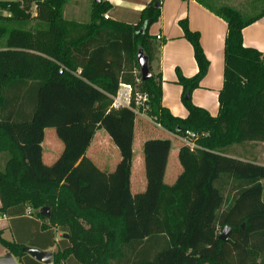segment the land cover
Listing matches in <instances>:
<instances>
[{"label": "trees", "instance_id": "trees-1", "mask_svg": "<svg viewBox=\"0 0 264 264\" xmlns=\"http://www.w3.org/2000/svg\"><path fill=\"white\" fill-rule=\"evenodd\" d=\"M66 1L0 0V151L9 153L0 170V212L22 214L29 206L45 219L40 211L49 207L48 221L66 234L52 264H264V165L221 153L235 143L264 142V53L242 42L243 28L264 16V8L251 15L232 4L196 0L227 25L223 86L217 116L192 103L209 62L199 33L180 21L198 66L192 77L177 70L188 112L180 118L162 105L161 77L151 66L158 45L148 28L163 0H150L135 24L105 19L111 6L104 0L92 3L88 22L67 20ZM32 5L41 24H10L24 23ZM138 48L151 72L140 81L146 113L171 133L200 136L199 148H179L182 172L171 185L163 180L170 140L146 139V188L132 194L135 111L110 105L120 82L134 86L139 77ZM47 127L64 145L50 165L42 161ZM98 129L119 151L112 171L86 156ZM223 177L237 186L233 194L217 184ZM225 226L231 232L221 241ZM0 243L23 264H44L18 242L0 237Z\"/></svg>", "mask_w": 264, "mask_h": 264}, {"label": "crops", "instance_id": "crops-1", "mask_svg": "<svg viewBox=\"0 0 264 264\" xmlns=\"http://www.w3.org/2000/svg\"><path fill=\"white\" fill-rule=\"evenodd\" d=\"M68 1H71L70 4H72L71 7L73 9L69 6ZM78 1L79 0L66 1L63 8V17L78 23H86L88 20L68 16V10L76 12L78 7L76 3ZM81 1L88 6L95 2V0ZM104 1L108 2L111 6L110 10L107 12L109 18L135 24L139 19L140 11L150 0ZM30 14L31 16L36 15L35 5H32ZM88 17L90 19V13ZM182 20L187 21L188 27L191 30L199 33L202 50L209 62L206 74L200 80L198 87L191 93V101L194 105L205 109L211 116L215 117L219 110V91L223 86V71L225 65L224 43L227 25L221 17L217 16L214 12L198 3L196 0H163L160 7V16L148 28L149 35L154 38L155 43L158 45L151 66L153 71L159 73L161 77V103L173 116L185 118L188 114L187 109L182 103V87L177 82V70H179L184 77H192L197 73L198 66L193 56L192 45L184 37L180 24ZM157 35H160L161 38L157 39ZM242 42L245 47H252L264 53V16L243 28ZM134 72H136L135 69ZM122 83L124 82H120L119 84ZM135 116L130 190L134 183L137 191H131L132 194L143 192L146 188L144 155L142 150L143 143L146 139L168 138L171 142L163 178L164 182L168 185L174 183L178 175L182 172V166L178 160V151L184 144L181 136L171 133L161 127L142 109L135 111ZM150 123H153L154 127L150 125ZM51 129H53V132H50L52 135L55 134L56 137H54V139L51 134L50 136L56 140V144L59 146L58 150L55 152L50 148L49 144L45 143V133L47 130ZM99 130L100 129L96 130L94 133L86 150V156L100 169L112 171L115 166L111 169L107 168L105 155V151L111 146L112 140L106 132L98 134L97 132ZM51 142H53V140ZM105 146H107L106 149ZM41 147L42 161L44 164L50 165L60 155L64 145L57 137L55 129L47 127L44 129ZM196 148H199L197 144L195 148L190 150L193 151ZM221 153L222 155L232 158L264 165V142L261 141L235 143L227 146ZM8 159L9 153L5 150L0 151V170L5 168ZM134 167H136L135 179L133 178ZM260 182L263 195L264 179L260 180ZM232 183L233 181L227 177H223L221 180L217 181V184L224 188L225 193L231 190V194L237 190V186H232ZM64 235L66 234H64L62 230H59L56 225H52L47 217L45 219L38 217L35 210L29 206L26 207L25 212L22 214L10 215L5 212H0V237L9 242H18L22 247H36L42 250H51L54 253L59 249L58 242L60 239L66 237H64ZM8 251L9 250L0 243V255ZM17 264H23L19 261V258ZM68 264L75 263L71 259L68 261Z\"/></svg>", "mask_w": 264, "mask_h": 264}, {"label": "rangeland", "instance_id": "rangeland-1", "mask_svg": "<svg viewBox=\"0 0 264 264\" xmlns=\"http://www.w3.org/2000/svg\"><path fill=\"white\" fill-rule=\"evenodd\" d=\"M212 1H213L214 4H218V3H221V2L228 3V4L232 3V5L236 6L237 8H239V9H241L243 11H246L247 13H249L251 15L259 13L264 8V4H263L262 0H212ZM70 3H71V1L69 2V6L71 7L72 4H70ZM76 4L78 6L77 9H76V12H73V10H68V16H70V17L74 16V17H77L79 19H83V20H88L89 21L88 15L91 12L92 4H90V6H88L86 3H83L81 0H79ZM64 6H63V8H64ZM1 13L6 14V12H4V11H2ZM33 17L34 16H31V14H30L28 19H26V21L24 23H20L17 20L16 22H10V24L11 25L23 24L27 28L41 24L40 21H36ZM138 73H139V70H138ZM140 81H141V79H140V73H139V77L136 79V82H135L134 86H132V89H133L132 99L134 101H135V99L140 100V105H138V108L136 107L138 111L143 108L141 103H146V101H143L142 98H140V99L138 98L139 95H141V96L146 95V93L142 90L144 88H142V85H141ZM146 98H147V95H146ZM147 105L144 104V107H147ZM138 119H139V117H138ZM150 125H152L154 127L153 123H150ZM52 130L53 129L47 130V132L45 133V136H46L45 137V143L49 144L50 148H52V150L55 152L56 150H58L59 146L56 144L57 143L56 140H54L55 139L54 137H56V136H55V134L52 135V133H51V132H53ZM97 133L98 134L99 133H105V131H104V129H100ZM50 134L52 135V137L54 139L50 136ZM52 140H53V142H51ZM110 145L111 146L105 151L106 152L105 155H106V160H107L106 161L107 162V168L111 169L118 162L117 160L120 159V154H119V151H118L117 147L113 144V142H111ZM106 147L107 146H105V149H106ZM135 169H136V167H134V170H133V178L134 179L136 177V170ZM131 191L132 192H136L137 191V189L135 188V184L134 183L132 184ZM262 201H264V191H263V195H262Z\"/></svg>", "mask_w": 264, "mask_h": 264}, {"label": "water", "instance_id": "water-1", "mask_svg": "<svg viewBox=\"0 0 264 264\" xmlns=\"http://www.w3.org/2000/svg\"><path fill=\"white\" fill-rule=\"evenodd\" d=\"M100 0H95V2H99ZM136 62L138 65L140 79L147 80L151 77V72L148 66V57L144 54L141 48H138L136 53ZM41 214L45 217L50 216V209L47 206L41 208ZM231 232V228L229 226H225L218 238L221 241H226L229 238V234ZM66 235H64L65 237ZM22 252L28 254L30 257L35 260L42 262L44 264H52L53 263V252L51 250H42L36 247L23 246ZM18 258L15 257L11 252H6L3 255H0V264H17Z\"/></svg>", "mask_w": 264, "mask_h": 264}, {"label": "built area", "instance_id": "built-area-1", "mask_svg": "<svg viewBox=\"0 0 264 264\" xmlns=\"http://www.w3.org/2000/svg\"><path fill=\"white\" fill-rule=\"evenodd\" d=\"M104 18L105 19L109 18L108 13L104 14ZM156 38L160 39L161 36L157 35ZM61 71L62 70H60L59 72ZM132 94H133L132 85L126 84V83L119 84L118 90L116 91L115 95L111 97L112 102H111L110 108L119 109L121 107H132L134 111H137L138 105H140V100L135 99L134 101L132 99ZM138 98L139 99L142 98L143 101L147 100L146 95H143V96L139 95ZM141 104L143 107L142 110L145 112L146 111V107H144L145 103H141ZM201 135H204V133H202ZM199 136L200 134H197L196 132L186 131L185 136L181 138L184 144L189 146L190 149H193L196 146V139H198Z\"/></svg>", "mask_w": 264, "mask_h": 264}]
</instances>
